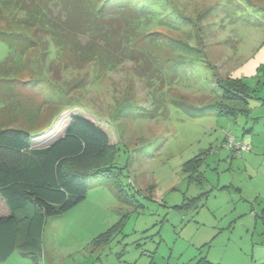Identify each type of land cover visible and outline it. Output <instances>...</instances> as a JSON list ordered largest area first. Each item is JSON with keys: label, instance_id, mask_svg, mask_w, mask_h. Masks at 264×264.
Here are the masks:
<instances>
[{"label": "rangeland", "instance_id": "1", "mask_svg": "<svg viewBox=\"0 0 264 264\" xmlns=\"http://www.w3.org/2000/svg\"><path fill=\"white\" fill-rule=\"evenodd\" d=\"M139 2L145 57L96 81L97 62L69 53V66L52 71L32 49L13 80L0 75V128L30 129L42 145L78 114L117 148L111 172L90 177L86 198L48 219L39 264H196L202 256L254 264L264 257V0ZM2 35L0 27V64L11 52ZM229 79L250 87L248 112L216 111ZM230 134L253 149L234 156ZM192 160L197 168L186 169Z\"/></svg>", "mask_w": 264, "mask_h": 264}, {"label": "trees", "instance_id": "2", "mask_svg": "<svg viewBox=\"0 0 264 264\" xmlns=\"http://www.w3.org/2000/svg\"><path fill=\"white\" fill-rule=\"evenodd\" d=\"M2 3V37L11 46L7 59L0 64V75L5 80L14 79L11 70L32 49L41 51L43 62H49L52 71L69 66V53L80 63L97 62L96 81L106 70L128 59L145 57L139 46L145 9L138 6L139 0ZM5 85L10 90L14 88L10 83ZM224 90L223 99L216 102L219 114L237 116L248 112L247 107L242 108L251 97L244 81L229 79ZM34 136L30 129L0 128V196L10 210L8 215L0 216V261L20 251L39 264L48 219L82 202L90 177L107 175L114 166L116 145L107 130L90 117L73 114L64 132L47 144L35 143ZM227 141L234 156L252 150L249 143L237 141L231 134ZM191 162L194 165L193 160L185 163L186 169L191 168ZM112 230L113 227L98 234L92 241L93 248L107 244ZM196 264L214 263L202 256Z\"/></svg>", "mask_w": 264, "mask_h": 264}, {"label": "crops", "instance_id": "3", "mask_svg": "<svg viewBox=\"0 0 264 264\" xmlns=\"http://www.w3.org/2000/svg\"><path fill=\"white\" fill-rule=\"evenodd\" d=\"M260 24H263V27H264V22H262V19H261V21H260ZM244 81V80H243ZM245 82V81H244ZM246 83V82H245ZM249 90H250V94H251V97L253 96L252 95V91H251V89H250V87H249ZM245 143H250V142H247L246 140H243ZM253 141V140H252ZM251 147H252V145H251ZM252 149H253V147H252ZM2 199V198H1ZM5 208H6V206H5ZM9 212H10V210H9V208L7 209L6 208V211H0V216H2V215H8L9 214ZM15 252H17V251H15ZM15 252H13L6 260H4V261H0V264H20V260L19 259H17L16 257H14L15 255ZM208 259L212 262V263H214V264H224L222 261H214V260H211L210 258H209V256H208ZM254 260V259H253ZM254 264H264V257H262V256H259L257 259L255 258V260H254Z\"/></svg>", "mask_w": 264, "mask_h": 264}, {"label": "built area", "instance_id": "4", "mask_svg": "<svg viewBox=\"0 0 264 264\" xmlns=\"http://www.w3.org/2000/svg\"><path fill=\"white\" fill-rule=\"evenodd\" d=\"M246 148H248V145L247 144L244 145V149H246Z\"/></svg>", "mask_w": 264, "mask_h": 264}]
</instances>
